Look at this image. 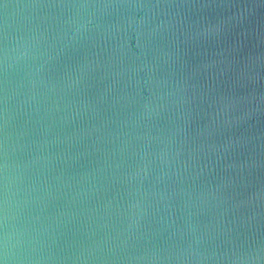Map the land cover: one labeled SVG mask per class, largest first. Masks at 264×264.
Listing matches in <instances>:
<instances>
[{"label": "water", "instance_id": "1", "mask_svg": "<svg viewBox=\"0 0 264 264\" xmlns=\"http://www.w3.org/2000/svg\"><path fill=\"white\" fill-rule=\"evenodd\" d=\"M0 264H264V0H0Z\"/></svg>", "mask_w": 264, "mask_h": 264}]
</instances>
